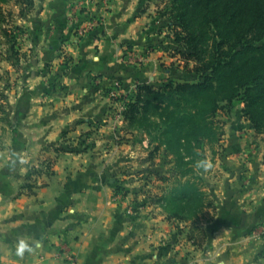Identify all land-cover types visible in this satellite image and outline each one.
Here are the masks:
<instances>
[{
	"label": "rangeland",
	"instance_id": "374dc122",
	"mask_svg": "<svg viewBox=\"0 0 264 264\" xmlns=\"http://www.w3.org/2000/svg\"><path fill=\"white\" fill-rule=\"evenodd\" d=\"M38 1L8 0L0 8L1 187L18 196L48 192L51 204L66 197L64 210L74 218L79 209L112 207L130 226L163 225L169 232L163 248L202 256L221 223L243 218L223 213L235 204L254 214L252 254L264 264V134L252 127L244 104L220 103V141L205 143L197 160L181 168L124 115L139 86L203 82L202 63L177 39L172 0L137 1L133 14L146 19L141 47L101 46L98 39L108 33L105 16L90 11L96 0L53 1L63 13L51 24L40 19ZM52 34L61 37L50 40ZM84 40L93 61L77 57ZM191 176L200 179L208 203L197 219L178 220L164 197L175 181ZM234 177L242 187H234L240 184Z\"/></svg>",
	"mask_w": 264,
	"mask_h": 264
},
{
	"label": "trees",
	"instance_id": "16d2710c",
	"mask_svg": "<svg viewBox=\"0 0 264 264\" xmlns=\"http://www.w3.org/2000/svg\"><path fill=\"white\" fill-rule=\"evenodd\" d=\"M171 16L188 56L202 63L203 82L139 86L124 115L181 168L197 160L205 143L220 141L215 117L223 101H241L264 134V0H172ZM203 190L197 176L175 181L164 197L173 218L197 219L208 203Z\"/></svg>",
	"mask_w": 264,
	"mask_h": 264
},
{
	"label": "crops",
	"instance_id": "0c3cea01",
	"mask_svg": "<svg viewBox=\"0 0 264 264\" xmlns=\"http://www.w3.org/2000/svg\"><path fill=\"white\" fill-rule=\"evenodd\" d=\"M53 1L35 3L45 24L53 23L63 13L56 9ZM137 1L103 0L101 3L96 0L91 4L93 14L105 16L108 34L98 39L101 46L109 47L113 41L141 47L146 19L141 14H133ZM104 5H107L106 10ZM55 37L60 38L61 34L49 36L50 40ZM39 40L41 42L42 37L34 34L33 41ZM89 44V40L82 42L78 58L90 55ZM46 53L51 55V52ZM91 56L90 61H93ZM251 178L253 183L260 179L259 176ZM232 179L240 183L234 187H242L241 179ZM49 193L54 195L51 199L57 198V193ZM46 195L48 192L18 196L0 185V264H255L256 257L252 253L257 241L250 235L255 217L251 211L236 210L235 204L223 207L226 211L223 213L243 218L221 223L216 234L208 240L212 245L209 255L202 256L194 249L185 253L163 248L169 232L161 224L130 226L125 217L121 219L115 214V209L102 204L89 210L79 209L76 222L64 210L66 197L63 201L59 196L58 201L51 204L45 201L49 199Z\"/></svg>",
	"mask_w": 264,
	"mask_h": 264
}]
</instances>
